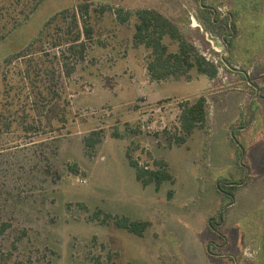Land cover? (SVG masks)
Instances as JSON below:
<instances>
[{
  "label": "rangeland",
  "instance_id": "rangeland-1",
  "mask_svg": "<svg viewBox=\"0 0 264 264\" xmlns=\"http://www.w3.org/2000/svg\"><path fill=\"white\" fill-rule=\"evenodd\" d=\"M143 8L170 19L216 76L150 82V49L133 43ZM202 81L246 98L218 106L214 131L169 143ZM127 150L149 169L166 161L172 180L143 186ZM112 218L149 225L138 236ZM0 264H264V0H0Z\"/></svg>",
  "mask_w": 264,
  "mask_h": 264
},
{
  "label": "trees",
  "instance_id": "trees-1",
  "mask_svg": "<svg viewBox=\"0 0 264 264\" xmlns=\"http://www.w3.org/2000/svg\"><path fill=\"white\" fill-rule=\"evenodd\" d=\"M90 4L83 3L77 10L82 13L87 12ZM104 10V9H102ZM115 16L118 21L125 23L130 18L129 12H124L123 9H117ZM137 22L134 25L133 43L135 45H143L145 48L150 49V56L146 62V71L150 80L160 81L167 78H184L190 81V71L195 69L199 74L206 75L212 79L217 74V68L204 57L197 55L194 46L184 39L181 35L179 28L166 16L159 11L152 8H143L135 11ZM76 19V16L74 15ZM53 20V18H52ZM90 29L82 28V31H77L66 42L69 45V50L74 49V44L80 41L81 36H89ZM168 36L171 40L178 43L176 52H170L168 46L163 42V38ZM83 47V44H81ZM80 53V52H79ZM79 58L82 59L83 55L80 53ZM70 75L69 71H66ZM53 71L50 77L53 78ZM179 134L170 135L168 137L169 143L183 144L191 136L195 129H203L207 122V102L204 96H199L196 100L189 102L185 101L179 105ZM59 121H66L65 113L57 117ZM112 137H121V134L115 130L111 133ZM101 132L94 130L90 135L84 137V148L88 155L93 153L95 146L101 141ZM126 156L129 165L135 170L136 179L143 185L147 186L154 183L155 189L159 190L164 181H171L172 175L168 170L166 161L158 158H153V169L140 165L136 160H133L129 151H126ZM96 213H100L97 211ZM111 219L106 215L105 221ZM114 223L119 227L126 229L130 233L142 236L144 230L148 227L149 223L146 221H131L127 218L113 219Z\"/></svg>",
  "mask_w": 264,
  "mask_h": 264
},
{
  "label": "crops",
  "instance_id": "crops-1",
  "mask_svg": "<svg viewBox=\"0 0 264 264\" xmlns=\"http://www.w3.org/2000/svg\"><path fill=\"white\" fill-rule=\"evenodd\" d=\"M145 71H146V69H145ZM147 79L150 80L148 75H147ZM151 81L152 80H150V82ZM185 82L190 83L191 81H185ZM202 82H203V84L205 82V89L200 93V96H204L206 98L207 103L212 104V108H213V110H211L207 115V122H206V125L203 129H206L208 131H210V130L214 131L217 127V126L215 127V125H217L218 106H222V108L224 110H226V107H228V104H229L228 103V100H229L228 97L229 96L237 95V94L241 93V94H243L244 100H245L246 94L244 93V91L242 89H239V88H237L236 90H231V91H226V90L225 91H219V90H217V88H215V85H213L214 81H202ZM211 84H212V87H211ZM164 99H173V98H160V100H164ZM242 100L243 99H241V101ZM147 102H149V101H147ZM227 133H229V131H227ZM172 178H173V176H172Z\"/></svg>",
  "mask_w": 264,
  "mask_h": 264
},
{
  "label": "water",
  "instance_id": "water-1",
  "mask_svg": "<svg viewBox=\"0 0 264 264\" xmlns=\"http://www.w3.org/2000/svg\"><path fill=\"white\" fill-rule=\"evenodd\" d=\"M255 89H256V95L254 96V98L257 96V93H258V89L255 87ZM252 103H253V99L250 101V103H249V106H248V112L251 110V106H252ZM247 115V114H246ZM246 115H245V117H246Z\"/></svg>",
  "mask_w": 264,
  "mask_h": 264
}]
</instances>
